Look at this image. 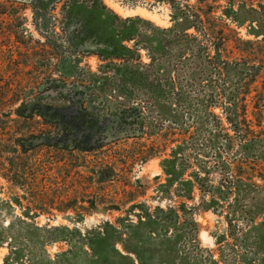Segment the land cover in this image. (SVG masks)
Segmentation results:
<instances>
[{"label": "rangeland", "instance_id": "rangeland-1", "mask_svg": "<svg viewBox=\"0 0 264 264\" xmlns=\"http://www.w3.org/2000/svg\"><path fill=\"white\" fill-rule=\"evenodd\" d=\"M44 1L0 0V196L22 204L0 223L25 210L39 226L104 234L86 246L103 256L78 264H264V154L240 146L264 138V73L240 77V137L216 95L226 68L264 65V0ZM52 81L89 91L105 142L24 151L19 138L62 136L51 111L70 102L48 95ZM69 248L47 246L55 260Z\"/></svg>", "mask_w": 264, "mask_h": 264}, {"label": "trees", "instance_id": "trees-1", "mask_svg": "<svg viewBox=\"0 0 264 264\" xmlns=\"http://www.w3.org/2000/svg\"><path fill=\"white\" fill-rule=\"evenodd\" d=\"M43 2L45 1L43 0ZM252 11L254 10L252 9ZM232 12L234 13L235 10L231 9L228 12V16H231ZM181 14H185L184 10L181 11ZM239 14H242L246 20L251 19V16H249L244 6L240 7L238 11V15ZM185 16L187 23L184 24L183 28L184 30H188L194 27V25L190 24L191 20L187 17L188 15ZM200 46L201 45L197 46L199 51L203 48L202 46L200 48ZM226 71L228 73L229 81H231V85H228L225 88L227 82L219 79L221 85H216V88L218 89L216 95H219L220 98L222 95L220 90L223 89V94L225 99H227V104H223L224 112H226V118L230 123L232 130L237 132L238 137H240L241 124L238 120L239 116L237 115V96L240 88L239 80H241L240 77L243 76H253L262 72L264 73V65L261 66L252 64L250 66L248 63H237L231 66L228 70L226 68ZM226 137L228 138V136ZM35 138H19L18 141L23 144L24 151H26L28 147L35 146L32 145V141ZM241 143L242 142H240V146L245 147V150L248 149L251 156H257V153L260 151L264 154V138L252 139L248 142L245 141V144L243 145H241ZM166 163H169V165ZM172 163L173 161L165 160L164 163H162V166L165 170L169 171L168 167ZM16 176H18V174H16ZM21 177L23 176H20L19 179H21ZM13 203L22 207L20 198H15V200L11 201L4 200L0 196V220L2 219L5 207L13 208ZM92 205H95V201L92 202ZM33 214L24 210V216L26 217L17 216V218L12 220L9 225L0 223V246L7 244L9 247V253L4 258L3 264H78V260L81 256H87V261L93 263L100 256H103V254L96 249L95 254H90L86 249V246H93L94 243L97 244L105 241L106 238L104 234L97 235L94 233L91 236H88L79 230L70 229L67 226H39L37 223L33 222ZM147 215H149L148 211L145 213L144 217ZM27 218H29L30 221ZM128 223L134 224L133 221ZM59 241L67 242L70 248L67 251L57 254L56 257L58 260H55L48 252L47 246Z\"/></svg>", "mask_w": 264, "mask_h": 264}, {"label": "flooded vegetation", "instance_id": "flooded-vegetation-1", "mask_svg": "<svg viewBox=\"0 0 264 264\" xmlns=\"http://www.w3.org/2000/svg\"><path fill=\"white\" fill-rule=\"evenodd\" d=\"M79 51H82L83 53H86V54L89 53L90 55V50L84 51L83 49L79 48ZM97 52L99 53L100 50L96 49V53ZM56 84L58 83L52 81L51 84L47 86L48 90L51 89L47 91L49 93L48 95L49 96H60V98L64 100L66 98V100L70 102V105L65 106L64 109L59 108L57 110L51 111L53 114L63 113L64 115L63 118L60 119V121L57 120L58 118H56L57 120L56 131L54 133L55 134L62 133V136L60 135L55 136V139L58 140L57 143H62L65 146L68 145V146L83 149L86 151L92 150V148L90 147L92 145H97V144L99 145L100 143H103L104 138H102V135H100L101 140L99 138L97 139L92 138V133L94 129V116L96 113L99 112L98 110L99 107L98 105H95L96 109H93L92 105L89 104L92 99V96L90 95V93H88L89 91H87L86 93L85 89L78 88L79 86H75V87L74 86H69V87L62 86L61 88ZM59 84L61 85L62 83H59ZM65 91H68V93ZM86 103L87 105H85ZM36 107H37L38 112L43 114V112H41V109L43 107L38 106L37 104H36ZM51 107H53V104H48L46 106V109L48 108L51 109ZM135 111L136 113L133 114V117L135 120H138L139 118H141L140 112L137 110ZM45 119L50 123H54V120H55L54 117L52 116L50 118L45 117ZM101 127L103 126H100V127L98 126L99 132H101ZM72 133H75V135H71Z\"/></svg>", "mask_w": 264, "mask_h": 264}, {"label": "water", "instance_id": "water-1", "mask_svg": "<svg viewBox=\"0 0 264 264\" xmlns=\"http://www.w3.org/2000/svg\"><path fill=\"white\" fill-rule=\"evenodd\" d=\"M129 130V129H128ZM109 139H111L109 137ZM58 140L55 139V138H35L33 139L32 141V145H36V144H39V143H44V142H50V143H56ZM106 141V139L104 140V142ZM61 144V143H60Z\"/></svg>", "mask_w": 264, "mask_h": 264}]
</instances>
